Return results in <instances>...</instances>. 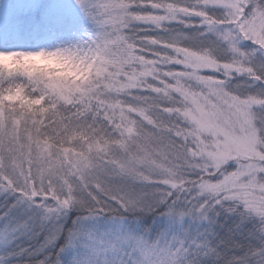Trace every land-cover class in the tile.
I'll use <instances>...</instances> for the list:
<instances>
[{"label":"snow or ice","instance_id":"1","mask_svg":"<svg viewBox=\"0 0 264 264\" xmlns=\"http://www.w3.org/2000/svg\"><path fill=\"white\" fill-rule=\"evenodd\" d=\"M41 50L87 74L0 62V264H264V0L0 7Z\"/></svg>","mask_w":264,"mask_h":264},{"label":"clouds","instance_id":"2","mask_svg":"<svg viewBox=\"0 0 264 264\" xmlns=\"http://www.w3.org/2000/svg\"><path fill=\"white\" fill-rule=\"evenodd\" d=\"M0 62L23 68L25 71L41 74L48 79L66 81L81 79L87 74V69L64 54L52 51L24 52L19 55L0 56ZM17 91L9 99H20Z\"/></svg>","mask_w":264,"mask_h":264},{"label":"rangeland","instance_id":"3","mask_svg":"<svg viewBox=\"0 0 264 264\" xmlns=\"http://www.w3.org/2000/svg\"><path fill=\"white\" fill-rule=\"evenodd\" d=\"M18 4V0H3L0 7L13 8Z\"/></svg>","mask_w":264,"mask_h":264}]
</instances>
